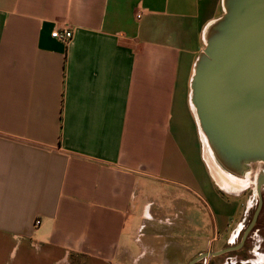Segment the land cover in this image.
Returning <instances> with one entry per match:
<instances>
[{
	"label": "crops",
	"instance_id": "crops-1",
	"mask_svg": "<svg viewBox=\"0 0 264 264\" xmlns=\"http://www.w3.org/2000/svg\"><path fill=\"white\" fill-rule=\"evenodd\" d=\"M223 14V0H0V264H124L149 194L217 196L190 84ZM213 220V243L238 237L242 218Z\"/></svg>",
	"mask_w": 264,
	"mask_h": 264
},
{
	"label": "water",
	"instance_id": "water-1",
	"mask_svg": "<svg viewBox=\"0 0 264 264\" xmlns=\"http://www.w3.org/2000/svg\"><path fill=\"white\" fill-rule=\"evenodd\" d=\"M223 9L205 31L190 101L220 166L243 178L251 165L264 164V0H223ZM257 185L260 192L264 174ZM219 254L204 253L189 264Z\"/></svg>",
	"mask_w": 264,
	"mask_h": 264
},
{
	"label": "rangeland",
	"instance_id": "rangeland-1",
	"mask_svg": "<svg viewBox=\"0 0 264 264\" xmlns=\"http://www.w3.org/2000/svg\"><path fill=\"white\" fill-rule=\"evenodd\" d=\"M213 157L215 158L214 155ZM216 162L220 166L217 160ZM223 174L224 176L213 170L212 175L217 181L213 186L217 196L215 193L211 196L207 188H202L198 194L203 201L195 194L177 188L149 194L147 200L145 199V203L148 202L149 205V214L146 212V218L137 222L139 230L132 237L131 254L127 255L124 264H189L201 254L213 253L225 247L228 240L232 245L240 242L241 235L239 238L230 239L232 228L229 230V237L213 243V218H234L231 227H235L240 218H247L245 227L249 225L262 191L264 193V188L259 192L257 185L259 176L264 174V164H253L243 178L236 177L243 181L242 189L231 187L232 181L229 178L233 175L227 172ZM218 204L225 206L223 217L216 209ZM250 245L243 258L249 259L252 264H264V236L260 233L252 236ZM236 255H223L217 259L210 256L197 264H226L229 258Z\"/></svg>",
	"mask_w": 264,
	"mask_h": 264
},
{
	"label": "flooded vegetation",
	"instance_id": "flooded-vegetation-1",
	"mask_svg": "<svg viewBox=\"0 0 264 264\" xmlns=\"http://www.w3.org/2000/svg\"><path fill=\"white\" fill-rule=\"evenodd\" d=\"M262 188H264V187H262ZM261 202H262V205H261L259 214L257 216L256 222L253 225V227H251V225H252V223L254 221V218H255V214H256L257 210L259 209ZM257 210H256L252 220L249 222V225L247 227H245V225L247 223V218H242V222L237 225V230L239 228V231L237 232L238 233V238L241 235L240 242H237L235 244L233 243V245H230L227 242L225 247H223L221 249H217L216 252H213V253L221 252V254H219L217 256H212L211 258L217 259V258H219V257H221L223 255H229V254L235 253L237 255L234 258H229V260L226 262V264H252L249 259H245V258H243V256H244V254H247V252L249 251L248 248L251 246L250 244H251L252 236H254V235L258 236L259 233L262 236H264V193H263V191H262V193L260 195V201L258 203ZM247 231H248V234L245 235ZM220 240L221 239L219 238V239L216 240V242H218ZM262 242H263V240L261 241V243ZM252 245L254 246L253 241H252ZM261 248L262 247L260 245L259 249H261Z\"/></svg>",
	"mask_w": 264,
	"mask_h": 264
},
{
	"label": "bare ground",
	"instance_id": "bare-ground-1",
	"mask_svg": "<svg viewBox=\"0 0 264 264\" xmlns=\"http://www.w3.org/2000/svg\"><path fill=\"white\" fill-rule=\"evenodd\" d=\"M203 138V137H202ZM203 143H204V151H205V159L207 160V162H208V164H209V167H210V169H211V171L213 172V170L215 171H218L219 173H221L223 176H224V174L223 173H226V172H224L223 170H222V168L217 164V162H216V160H215V158L213 157V152L211 151V149L209 148V146H208V144L206 143V141H205V139L203 138ZM252 170H254V169H252ZM212 174V173H211ZM231 176V175H230ZM226 178H228V177H226ZM232 180H231V179ZM229 178V180L230 181H232L231 182V187H234L235 186V189H239V188H241V187H243L244 186V183H243V181L242 180H240V179H236V177H233V176H231ZM216 179V178H215ZM230 183V182H229ZM242 189V188H241ZM262 264V263H261Z\"/></svg>",
	"mask_w": 264,
	"mask_h": 264
},
{
	"label": "built area",
	"instance_id": "built-area-1",
	"mask_svg": "<svg viewBox=\"0 0 264 264\" xmlns=\"http://www.w3.org/2000/svg\"><path fill=\"white\" fill-rule=\"evenodd\" d=\"M141 16L138 15V18ZM52 38L61 41L64 44H68L73 38V32L69 29L55 30L52 33ZM39 224V222H37Z\"/></svg>",
	"mask_w": 264,
	"mask_h": 264
}]
</instances>
